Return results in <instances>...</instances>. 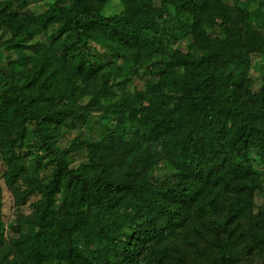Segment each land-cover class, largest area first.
<instances>
[{"label": "trees", "instance_id": "1", "mask_svg": "<svg viewBox=\"0 0 264 264\" xmlns=\"http://www.w3.org/2000/svg\"><path fill=\"white\" fill-rule=\"evenodd\" d=\"M23 2L0 6V264H264V0Z\"/></svg>", "mask_w": 264, "mask_h": 264}, {"label": "rangeland", "instance_id": "2", "mask_svg": "<svg viewBox=\"0 0 264 264\" xmlns=\"http://www.w3.org/2000/svg\"><path fill=\"white\" fill-rule=\"evenodd\" d=\"M12 1L13 0H0V6H4V5L11 6ZM49 1L50 0H24V2L21 4V7L24 10L38 11V10H42L44 8V4H46ZM247 1L250 2V0ZM253 1H257V0H253ZM121 9H122V4L119 2V0H110V3L102 11V15L110 16L116 14ZM11 55L12 58H15L14 66L18 67V62L21 56L20 49L14 50V52H12ZM14 66L12 67L16 70ZM254 68L255 67H253L250 70L249 76L254 81V87H257L261 79V72L259 69H254ZM11 73L15 74V71L12 70ZM134 85L136 89H141L142 87L141 82L138 80L134 81ZM37 90L38 88L35 82H32L31 85L27 87V89H23L21 88V86L16 87V92L20 94L24 93L27 95H32L35 94ZM11 100L13 101L14 98ZM84 132H85V128L81 125H76L72 129H62L61 132L59 133L58 145L62 148L68 146L75 136L79 134L82 135ZM2 170H3V161L0 155V174ZM1 185H2V198H3L2 220L4 222V226L7 231V234L14 237L17 243L20 244L24 239L23 233H14L13 231H11L10 228L12 226L17 225L16 218L17 216H19L20 213H29L30 209L29 207H19L15 205V201L11 192L8 190V188L5 186L3 182H1ZM255 200L257 205L264 204V197L261 194L257 193L255 196Z\"/></svg>", "mask_w": 264, "mask_h": 264}]
</instances>
